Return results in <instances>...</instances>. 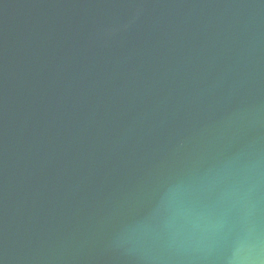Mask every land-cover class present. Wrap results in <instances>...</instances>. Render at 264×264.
I'll return each instance as SVG.
<instances>
[{"label": "water", "instance_id": "1", "mask_svg": "<svg viewBox=\"0 0 264 264\" xmlns=\"http://www.w3.org/2000/svg\"><path fill=\"white\" fill-rule=\"evenodd\" d=\"M0 264H264V0H0Z\"/></svg>", "mask_w": 264, "mask_h": 264}]
</instances>
